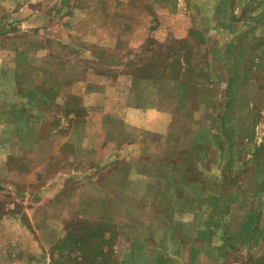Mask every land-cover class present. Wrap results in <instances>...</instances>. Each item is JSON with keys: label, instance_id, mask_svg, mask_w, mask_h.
<instances>
[{"label": "crops", "instance_id": "obj_1", "mask_svg": "<svg viewBox=\"0 0 264 264\" xmlns=\"http://www.w3.org/2000/svg\"><path fill=\"white\" fill-rule=\"evenodd\" d=\"M68 1L0 0L1 189L36 191L38 200L26 198L33 222L42 221L36 217L40 207L50 206L54 222L65 224L66 211L74 206L82 220L120 227L137 221L131 217L135 204L143 207L153 224L150 248L144 249L151 252L147 264H220L222 246L212 244L218 236L236 238L244 248L264 242L263 208L254 205L244 206L240 224L231 225L228 234L218 235L219 227L212 231L219 212L229 220L236 191L260 203L264 196V0H256L257 6H250L252 0L247 6L232 0L224 7L209 5L213 14L223 9L256 16L235 30L240 40L225 43L230 49L222 62L229 76L222 121L214 117L210 123H201L196 114L213 86L199 84L190 92L177 77L156 79L128 70L129 47L136 42L126 39L130 31L147 29V22L137 20L145 4ZM183 1L145 3L178 18ZM156 25L148 18V30ZM53 37L74 57L59 61L50 46ZM247 88L249 97L243 92ZM248 112L259 116L247 117ZM189 113L192 120L185 119ZM186 132L190 144L185 147ZM22 177L31 188L23 186ZM233 181L236 189L223 196L219 184ZM169 190L171 201L164 195ZM46 192L53 193L47 198ZM13 211L7 204L0 221L15 220L19 214ZM6 237L16 240L20 234L7 232ZM39 239L49 247L44 250L50 263L72 253L53 228ZM144 250L130 251L122 264H142L131 258L148 255ZM259 259L264 261V251L255 263Z\"/></svg>", "mask_w": 264, "mask_h": 264}, {"label": "rangeland", "instance_id": "obj_2", "mask_svg": "<svg viewBox=\"0 0 264 264\" xmlns=\"http://www.w3.org/2000/svg\"><path fill=\"white\" fill-rule=\"evenodd\" d=\"M136 1L139 7L143 4L147 6L146 11L140 7L141 13L137 17V20L140 19V21L147 22V29H135L134 31H130V34L127 36L126 40H129L128 43L136 42L134 43L135 45L132 44L129 47L130 51L128 53L131 59L129 60L130 66L128 70L136 76H149L156 79L164 76L177 77L180 82L184 83L186 90L190 92L192 88L197 87L199 84L209 85L211 88L213 86V92H208V95L205 97L206 102L200 106L201 111L196 115L199 118L202 116L200 118L201 123L204 121L205 123H210V119H214V117L222 121L219 114L222 113L221 110L225 104L224 90L229 76L227 72L228 65L222 62L224 59L223 55L229 52L226 51L230 49L229 44L240 40V37H235V30H239L241 22L249 21L250 23L254 21L256 16L251 14L241 17L239 14L229 15L225 14L223 9L219 10L218 13H210L208 10L209 5L216 4L217 6L224 7L225 0H184L182 4L183 8L178 18H170L171 16H166L167 14L163 11H155L157 9H154L153 5L145 3V0ZM252 1V5L250 6H257L255 5L256 0ZM70 2L71 0L68 1V4ZM232 2H236L237 5H249L248 0L243 2L242 0H232ZM148 6L152 14H148ZM161 6H166V3ZM157 8L159 9V7ZM148 18L155 25L157 24L155 27H151L150 30H148ZM166 23H169L167 27ZM228 24L230 27L232 26V29L226 28L225 25ZM154 28L156 30H153ZM226 42H229V44L225 45ZM50 46L54 49L59 61H66L74 57L66 49L68 47L54 37L50 40ZM102 70L110 72L108 69L103 68ZM261 90L264 93L263 86ZM243 92L244 94L246 93L247 97L250 96V88L245 89V91L243 89ZM206 111L213 118L206 116ZM246 115L247 117L252 116L254 118L259 116L257 113L252 115L249 112ZM204 117H207V119L205 120ZM185 119L192 120L190 113L185 116ZM192 126V123H190L184 129L190 131ZM217 126H219V123ZM187 134L186 132L184 135L186 136V139H184L185 147L190 144ZM43 161L44 159L39 160L41 163ZM260 179L262 180V178ZM14 180L16 181L15 178ZM20 181L23 182V186L31 188L32 184L26 183L23 177ZM219 185L223 196H229L236 189L234 181L231 184ZM1 188L4 189V187L0 185V216L6 211L7 204L10 211L14 212L13 210H15L19 215L15 220L9 219V222L0 221V264H49L50 257L47 254L49 247H46L44 240L39 239V235L41 232L51 228L60 232L64 237L66 247L72 253L69 254L68 258L60 256L53 258L50 264H122L125 262L126 254L130 253V251L136 249L143 251L150 248L148 245V232H150L149 230L153 224H150L151 222L149 223L150 225L148 224V210H145L143 207L141 208L137 204L134 205V210L131 212V217L136 216L135 219L137 221L131 224L126 222L121 224L120 227L113 223L98 224L82 220L78 210L74 206L66 211L69 217L65 224L54 222V209L50 206L46 208L44 206L40 207L42 211L36 217L42 221L33 222L31 217L26 213V209L30 198L35 197L37 199L36 191L30 189H23L19 192L16 189L3 191ZM52 193L46 192L44 195L48 198ZM173 194L171 190L164 192L169 201L173 199ZM28 196L29 199H26ZM233 198L235 203L232 204L231 213L227 214L229 220L227 222L224 221L226 213L220 212L212 220V226L215 227L214 229L212 227V231L217 230L216 227H219L217 230L218 235L220 234L219 231L227 232L228 234L231 225L232 228H235L240 224V220H242L244 215L245 205L258 206V209L263 208L262 213L264 212V196L259 198L261 199L260 203L259 200L256 201L255 196L250 194L247 196L236 191ZM125 207L124 205L122 210ZM141 209H144V212ZM123 214H128L127 209H125ZM220 215L222 216L221 222V218L218 217ZM49 220H52L51 222L55 224L49 225ZM7 232H18L20 237L16 240L6 237ZM228 237L227 235L225 240H220L218 236V240H212V244L216 248L217 246H220V248L222 246L221 252L223 255L220 256L217 250V263L264 264L262 259H259V262L255 263V259L260 254V251H264V242L262 240H259L258 243L253 242L255 243L253 245L248 246L246 244V248H244L245 245L242 241H238L236 238L233 240ZM14 243L16 244V248ZM8 246L13 249L9 248L6 251ZM44 248H46L47 252ZM245 249L248 251L245 252ZM144 251L146 252L147 250ZM146 253L148 255L140 254L131 259L135 263L141 262L142 264H147L151 252L148 251ZM178 263L185 264L179 261ZM151 264L161 263L158 261L156 263L153 260Z\"/></svg>", "mask_w": 264, "mask_h": 264}]
</instances>
